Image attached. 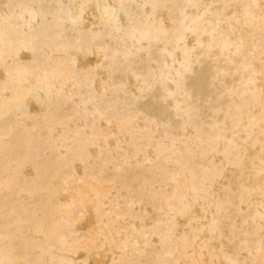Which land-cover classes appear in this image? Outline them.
I'll list each match as a JSON object with an SVG mask.
<instances>
[{
	"label": "bare ground",
	"instance_id": "bare-ground-1",
	"mask_svg": "<svg viewBox=\"0 0 264 264\" xmlns=\"http://www.w3.org/2000/svg\"><path fill=\"white\" fill-rule=\"evenodd\" d=\"M0 264H264V0H0Z\"/></svg>",
	"mask_w": 264,
	"mask_h": 264
}]
</instances>
